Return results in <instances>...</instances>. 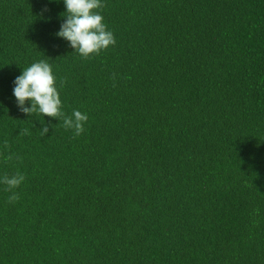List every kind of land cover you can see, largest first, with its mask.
I'll return each instance as SVG.
<instances>
[{
  "label": "trees",
  "instance_id": "obj_1",
  "mask_svg": "<svg viewBox=\"0 0 264 264\" xmlns=\"http://www.w3.org/2000/svg\"><path fill=\"white\" fill-rule=\"evenodd\" d=\"M64 11L0 0V264H264V0H103L87 58ZM41 59L81 135L17 108Z\"/></svg>",
  "mask_w": 264,
  "mask_h": 264
},
{
  "label": "clouds",
  "instance_id": "obj_2",
  "mask_svg": "<svg viewBox=\"0 0 264 264\" xmlns=\"http://www.w3.org/2000/svg\"><path fill=\"white\" fill-rule=\"evenodd\" d=\"M52 2V0H50ZM65 11L61 15L63 22L55 33L57 38L68 42L69 46L79 55L87 58L93 54L114 46V33L104 22L100 11L103 0H62ZM12 94L17 108L27 116L38 113L44 117L63 118L66 130H72L76 136L81 135L88 120L87 113L74 109L71 115H65L62 107L60 91L56 84V76L52 65L45 59L33 62L24 68L13 81ZM24 129V133H28ZM49 131L47 125L42 128V134ZM12 157L9 156L8 159ZM25 180L23 174L0 177V183L11 191L18 188ZM9 202L19 199L18 193L12 192Z\"/></svg>",
  "mask_w": 264,
  "mask_h": 264
}]
</instances>
